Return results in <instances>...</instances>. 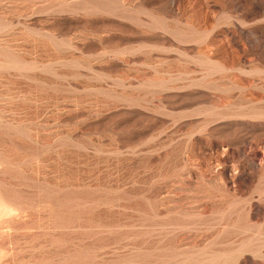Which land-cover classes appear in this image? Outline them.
<instances>
[{
    "label": "rangeland",
    "instance_id": "374dc122",
    "mask_svg": "<svg viewBox=\"0 0 264 264\" xmlns=\"http://www.w3.org/2000/svg\"><path fill=\"white\" fill-rule=\"evenodd\" d=\"M0 264H264V0H0Z\"/></svg>",
    "mask_w": 264,
    "mask_h": 264
}]
</instances>
